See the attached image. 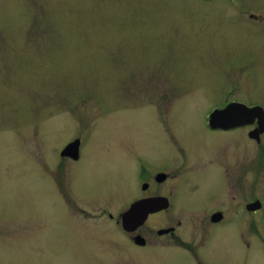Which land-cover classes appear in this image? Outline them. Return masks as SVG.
I'll use <instances>...</instances> for the list:
<instances>
[{"label":"rangeland","instance_id":"1","mask_svg":"<svg viewBox=\"0 0 264 264\" xmlns=\"http://www.w3.org/2000/svg\"><path fill=\"white\" fill-rule=\"evenodd\" d=\"M228 1L0 0V264H138V252L141 264L165 262L134 252L117 224L143 193L138 158L170 166L179 144L203 157L209 146L207 164L212 153L217 165L255 161V125L224 135L202 126L223 96L264 106V0ZM77 138L81 193L78 165L61 155ZM202 156H192L194 204L207 202L214 172ZM17 158L18 178L7 172ZM242 226L234 217L216 229L214 264H264Z\"/></svg>","mask_w":264,"mask_h":264},{"label":"flooded vegetation","instance_id":"2","mask_svg":"<svg viewBox=\"0 0 264 264\" xmlns=\"http://www.w3.org/2000/svg\"><path fill=\"white\" fill-rule=\"evenodd\" d=\"M228 3L234 4L231 0ZM228 99V96L221 97V106H216L213 110L224 109L231 103H242L248 107L260 105L256 103L249 105L244 103V101L234 99L227 102ZM210 113L206 117L203 114L202 126L205 128L207 134L224 135L232 132L230 130L234 132L238 128L213 129L209 127L208 117ZM252 125L255 126L253 127ZM246 126H240V128L244 131L247 127L255 129L258 127V123L255 120ZM250 131L248 130L247 133ZM75 140L79 141V144L75 147L76 151L74 150L73 154H69L68 156H62L67 157L74 167L82 162L84 149L86 148V144L83 145L81 143L83 139L77 138ZM89 140L90 138L87 143ZM260 141L257 142L260 143ZM207 147L209 146L204 147L206 157H203L198 151L191 153L187 148L176 144V150H174L177 153L175 157L176 162L170 166L166 165L161 168H157L155 164L146 158H138V161H136V165L139 167L137 179H141V190L143 193L142 195L135 196L132 204L147 201L152 211L147 215L143 224L137 226L131 232L124 229L122 216L132 204L125 209H123L124 207H120V212L117 216V224L131 242L134 252L136 249L146 250V248L156 255L158 252H163L166 261L156 264H171L173 259L180 256L186 259L188 264H214L212 257L216 251L214 248L217 241L216 229L234 222V217H241L244 226H242L239 233L243 235L246 233L245 230H247L250 232L249 234H254L262 246L259 250H261L264 257V182L251 177L253 165L256 166L255 168L259 173L263 174L264 145L261 147L259 156L256 157L255 161L253 160L254 162L252 160L248 161L247 158L249 157L250 159V155L247 153L244 160L238 163L235 161L234 164L227 162L223 163V165L216 164L213 153L210 157L212 158V163L207 164L209 162ZM193 155L202 156L205 160L204 163L207 166L209 165L214 171L210 173L211 175H208L207 185L204 186L205 192L210 191L209 198L205 204H194L195 199L191 198L195 191L200 190V187L196 183H193L194 180L191 179L193 171L200 166V163L192 161ZM212 165L215 166L212 167ZM170 174H173V176H170ZM73 175H71L72 184H74L72 191H79L81 193L78 181L83 177V170L79 165L74 169ZM212 189H214V192ZM103 212L108 218H112L110 213ZM197 217L199 218L196 224L197 227H192L194 219ZM167 220L170 223L166 226L156 228L150 226L151 223L166 222ZM152 236L157 239H164V242L152 239ZM243 242L247 249L250 248V240L247 242L244 240ZM135 255L140 257L136 261L138 264H141V261H143L141 257L144 258L145 255L139 252ZM180 261L182 264L184 263L182 260Z\"/></svg>","mask_w":264,"mask_h":264},{"label":"water","instance_id":"3","mask_svg":"<svg viewBox=\"0 0 264 264\" xmlns=\"http://www.w3.org/2000/svg\"><path fill=\"white\" fill-rule=\"evenodd\" d=\"M254 120L258 121L259 127L249 133V138L258 140L259 134L264 129V112L260 107L247 108L242 104H230L225 109L213 111L208 123L211 128L230 129L251 124ZM78 144V140L70 143L62 151L61 155L68 156L73 154ZM151 211L147 201L132 204L122 216L124 229L128 232L133 231L137 226L143 224Z\"/></svg>","mask_w":264,"mask_h":264},{"label":"bare ground","instance_id":"4","mask_svg":"<svg viewBox=\"0 0 264 264\" xmlns=\"http://www.w3.org/2000/svg\"><path fill=\"white\" fill-rule=\"evenodd\" d=\"M7 132H9V131H7ZM6 136H9L8 134L6 135ZM8 138V137H7ZM91 139V138H90ZM90 141V140H89ZM11 146V149H9V147ZM13 145H10V143H9V146H8V143L6 144V149H7V151H13V147H12ZM14 152V151H13ZM8 165H9V163H8ZM20 165H21V160H18V158H17V160L15 161V159H13V161H12V163H10V165L7 167V172H9V171H11L13 174H15V176L14 177H16V178H18V176H19V174H20V172H21V170H20ZM10 172V173H11ZM9 173V174H10ZM38 190H40V191H42V188H41V185H39V188H38Z\"/></svg>","mask_w":264,"mask_h":264}]
</instances>
